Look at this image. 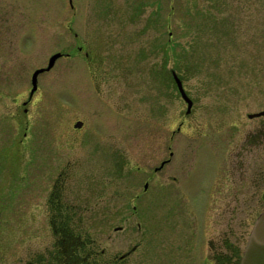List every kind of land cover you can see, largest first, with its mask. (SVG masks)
<instances>
[{
	"label": "rangeland",
	"instance_id": "374dc122",
	"mask_svg": "<svg viewBox=\"0 0 264 264\" xmlns=\"http://www.w3.org/2000/svg\"><path fill=\"white\" fill-rule=\"evenodd\" d=\"M76 39L97 58L91 67L84 51H75ZM55 51L73 53L38 74L23 104L33 69ZM171 69L194 100L189 114ZM261 109L264 0H0V202L8 215L0 264H24L30 250L53 246L44 201L58 171L55 188L79 203L80 224L100 247L121 252L138 243L129 264H171L169 238L159 237L153 219L154 182L147 193L135 194L161 139L184 117L190 120L183 130L194 136L190 149L202 139L229 140L216 150L237 160L241 178L255 181L258 214L264 139L248 143L245 135L254 126L256 133L264 130V116L247 115ZM136 164L142 168L135 170ZM222 164L225 178L228 165ZM117 199L127 220L93 219L105 214H93V207L105 209ZM167 203L169 197L160 200L169 226Z\"/></svg>",
	"mask_w": 264,
	"mask_h": 264
},
{
	"label": "flooded vegetation",
	"instance_id": "af4514ba",
	"mask_svg": "<svg viewBox=\"0 0 264 264\" xmlns=\"http://www.w3.org/2000/svg\"><path fill=\"white\" fill-rule=\"evenodd\" d=\"M74 34L77 35L76 32ZM76 41L78 42L75 51H84L85 59L91 67L97 58L81 40L76 39ZM72 53L68 52L67 55ZM193 104L194 100L188 112L185 105V114L192 112ZM261 116L264 114L252 117ZM189 120L186 117L181 118L171 132L163 136L162 151L151 156L152 171H148L150 170L148 166L142 191L137 192L135 196L139 198L147 193L150 182H154L155 189L151 193L155 196L153 219L160 227L159 237L164 240L169 238L168 243L174 260L171 264H241L242 252L257 216L255 181L252 183L250 177L241 178L237 160H226V156L216 150L217 147H228L229 140L202 139L195 150L190 149L194 136L187 130H183L185 121ZM263 120L264 118L261 117L260 121ZM83 127L82 121V125L75 128L80 130ZM180 131L187 133L179 135ZM256 131V126L247 131L245 137L248 143L256 144L257 136L264 139V130L260 133ZM120 158L123 157L120 156ZM124 162L122 159L117 161V164L122 165ZM222 163H225V166L228 165L223 168L226 172L225 178L223 171L219 170L222 166L218 167ZM187 165H190V170L185 169ZM134 167L135 170H139L142 165L136 164L133 165ZM60 177L61 171H58L52 179L44 201V216L53 233V246L39 251L30 250L24 264H129V256L137 248L138 243L121 252H108L105 247H100L97 237L82 228L80 224L83 217L79 210V203L65 200L59 189L55 188ZM119 185L122 186V183H115L116 187ZM262 196L264 198V193ZM163 197L164 199L169 197V204L163 206L169 212L167 218L169 226H166L161 210L160 200ZM122 203L117 199L114 205L110 202L105 203V209H102L100 205L93 207L91 210L93 214L97 211L105 212L100 218L99 214L93 216V219L127 220L129 214ZM5 210L0 202V247L1 230L4 229V221L8 217ZM133 210H136L135 204H133ZM141 216V219L145 218L144 215ZM251 219L250 227L246 231V224ZM242 223L244 226L240 230ZM119 228L117 226L116 229ZM244 232L246 237L240 246ZM156 254L157 257L160 256V252L157 251Z\"/></svg>",
	"mask_w": 264,
	"mask_h": 264
},
{
	"label": "water",
	"instance_id": "95a60500",
	"mask_svg": "<svg viewBox=\"0 0 264 264\" xmlns=\"http://www.w3.org/2000/svg\"><path fill=\"white\" fill-rule=\"evenodd\" d=\"M64 54L66 55L67 53L61 51H55L51 53L47 59V63L45 66L37 67L32 71L30 76L31 87L29 89L27 98L23 101V104H26L31 99L34 91L36 90L38 74L44 70L50 69L53 66L55 60L59 56ZM171 74L173 76L178 92L180 93V96L186 102V112H188L191 109L193 100L184 89L183 82L174 69H171ZM260 114H264V109L250 112L247 115L248 117H252ZM73 125L75 127L81 126L82 120L77 119ZM241 264H264V209L258 213L249 232L241 256Z\"/></svg>",
	"mask_w": 264,
	"mask_h": 264
},
{
	"label": "bare ground",
	"instance_id": "6f19581e",
	"mask_svg": "<svg viewBox=\"0 0 264 264\" xmlns=\"http://www.w3.org/2000/svg\"><path fill=\"white\" fill-rule=\"evenodd\" d=\"M56 61V60H55ZM55 63V62H54ZM54 65V64H53Z\"/></svg>",
	"mask_w": 264,
	"mask_h": 264
}]
</instances>
